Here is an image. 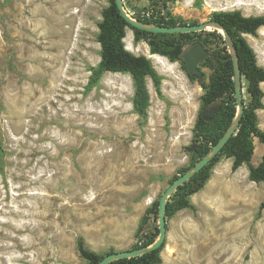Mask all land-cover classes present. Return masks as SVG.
I'll list each match as a JSON object with an SVG mask.
<instances>
[{"label": "rangeland", "instance_id": "1", "mask_svg": "<svg viewBox=\"0 0 264 264\" xmlns=\"http://www.w3.org/2000/svg\"><path fill=\"white\" fill-rule=\"evenodd\" d=\"M154 1L129 0L128 9L141 16ZM108 4L0 0V264H86L79 238L98 254L132 250L159 228L149 209L191 165L186 147L204 92L181 62L158 64L127 29L126 48L149 57L162 78L161 94L147 80L145 124L133 109L130 75L106 73L87 90ZM170 7L199 24L214 12L264 16V0H175ZM244 37L264 68V27ZM243 88L248 104L246 82ZM257 116L264 130V109ZM261 144L254 140V167L264 158ZM232 163L223 158L213 168L195 212L168 219L161 264H264V183Z\"/></svg>", "mask_w": 264, "mask_h": 264}, {"label": "trees", "instance_id": "2", "mask_svg": "<svg viewBox=\"0 0 264 264\" xmlns=\"http://www.w3.org/2000/svg\"><path fill=\"white\" fill-rule=\"evenodd\" d=\"M128 1L123 0L125 9L132 14L128 9ZM174 1L156 0L150 10L151 12L141 16L135 14L131 16L145 24L161 27L199 24L195 21L187 22L182 17L175 16L170 7ZM209 21L219 23L231 37L239 59L242 84L247 83L250 102L247 104L244 99V113L238 130L220 153L170 197L167 204V222L169 218L181 210L196 211L191 197L205 187L213 168L223 158L233 160V171H237L246 165L250 179L264 183V158L256 167L251 164L255 150L254 140L257 139L264 144V130L260 129L257 116V111L264 109V91L261 88V84L264 83V68L258 65L257 55L244 37L245 35L255 36L264 27V16L246 17L240 11L214 12ZM98 28L97 41L101 47V60L97 66L90 68L91 76L86 88L90 91L99 85L106 73L130 75L134 86L133 109L143 124L148 120V110L151 103L147 80L151 79L157 93L161 94L162 78L149 57L136 55L126 48L127 29L133 32L135 42L143 41L148 44L152 55L165 57L171 63L181 62L184 69L186 66L183 54L188 46L200 44L210 52V56L201 63L202 66L211 71L208 80L205 74L202 80L198 75H188L191 81H199L204 93L201 97V109L193 129L192 143L186 147L190 154L191 165L181 169V173L184 174L211 152L231 128L237 117L238 104L234 81V60L229 51V42L217 30L191 33H153L138 29L129 24L122 16L115 0H109L108 6L103 10L102 20L99 22ZM214 108H218V111L212 120H206L203 113ZM178 177L175 176V179ZM159 201L157 200L149 209V214L158 215ZM263 210L264 200L260 204L259 215ZM146 220L147 218L144 219L143 225L147 224ZM141 233L142 227L139 228L137 235L139 236ZM158 236L159 228L143 234L139 237V242L132 247V250L151 246ZM164 247L165 243L155 251L134 258L120 259L111 264H161V252ZM78 251L86 264H99L106 255L115 253L113 250L105 254L91 251L86 247L82 238L78 240Z\"/></svg>", "mask_w": 264, "mask_h": 264}, {"label": "water", "instance_id": "3", "mask_svg": "<svg viewBox=\"0 0 264 264\" xmlns=\"http://www.w3.org/2000/svg\"><path fill=\"white\" fill-rule=\"evenodd\" d=\"M118 9L120 10L122 16L126 19V21L132 26L147 30L153 33H191V32H201L208 30L209 28H214L217 30L222 36L229 42L231 53L233 55L234 60V81H235V91H236V99L238 104V114L235 119V122L231 126V128L227 131V133L223 136V138L219 141V143L211 150V152L200 160L195 166L190 168L184 174L175 179L163 195L159 201V209H158V221H159V236L154 244L149 247H144L140 249L127 250L121 252H115L106 255L99 264H111L114 261L126 258H134L141 255H144L150 251H155L161 248L167 240V204L169 202L170 197L173 195L176 190L182 186L185 182H187L194 174L200 172L204 169L211 160L216 157L220 151L227 144L229 139L237 132L238 127L240 125V121L242 115L244 113V88L242 84L241 72L239 69V59L236 54L235 47L233 46V42L231 37L227 33V31L219 24L213 21H208L202 24L197 25H186L180 27H161L154 24H145L143 22L138 21L133 18L129 12L125 9V5L123 0H115ZM209 57V51L202 45H190L185 50L183 54L184 63L186 65L187 73L189 75H198L201 79L204 77V73L201 71L199 64ZM218 111V108H214L210 111H205L203 113V117L210 121Z\"/></svg>", "mask_w": 264, "mask_h": 264}, {"label": "bare ground", "instance_id": "4", "mask_svg": "<svg viewBox=\"0 0 264 264\" xmlns=\"http://www.w3.org/2000/svg\"><path fill=\"white\" fill-rule=\"evenodd\" d=\"M151 59H154L156 60V62L162 66H166L167 65V62L168 60L165 58V57H161V56H158V55H150Z\"/></svg>", "mask_w": 264, "mask_h": 264}, {"label": "crops", "instance_id": "5", "mask_svg": "<svg viewBox=\"0 0 264 264\" xmlns=\"http://www.w3.org/2000/svg\"><path fill=\"white\" fill-rule=\"evenodd\" d=\"M259 151H261L263 154H264V144H261L260 147H259ZM249 172V171H248ZM204 189V188H203ZM202 189V190H203ZM201 190V191H202ZM197 198V200L200 198V195L199 193L195 194L194 196H192L191 200H192V203L195 205V207L197 208L198 205L196 203H194V199ZM188 210V209H186Z\"/></svg>", "mask_w": 264, "mask_h": 264}]
</instances>
